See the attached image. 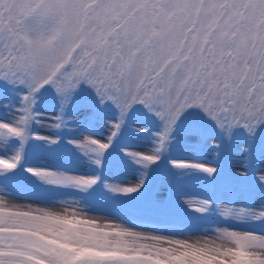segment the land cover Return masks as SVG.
Returning <instances> with one entry per match:
<instances>
[{
	"label": "snow or ice",
	"instance_id": "6c2138e0",
	"mask_svg": "<svg viewBox=\"0 0 264 264\" xmlns=\"http://www.w3.org/2000/svg\"><path fill=\"white\" fill-rule=\"evenodd\" d=\"M0 264H264V0H0Z\"/></svg>",
	"mask_w": 264,
	"mask_h": 264
},
{
	"label": "rangeland",
	"instance_id": "374dc122",
	"mask_svg": "<svg viewBox=\"0 0 264 264\" xmlns=\"http://www.w3.org/2000/svg\"><path fill=\"white\" fill-rule=\"evenodd\" d=\"M22 195H30V194H28V193H22ZM143 223L145 225H147V227L145 229H143V230H148L150 228H163V229H168L170 231L173 230V226H171V225H158V224L152 223L151 221H143ZM198 235H199L198 233L197 234H194L193 238H196V236H198Z\"/></svg>",
	"mask_w": 264,
	"mask_h": 264
}]
</instances>
